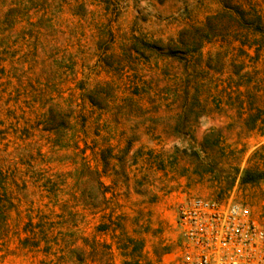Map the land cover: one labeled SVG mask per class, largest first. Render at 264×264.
Returning <instances> with one entry per match:
<instances>
[{"label":"rangeland","instance_id":"1","mask_svg":"<svg viewBox=\"0 0 264 264\" xmlns=\"http://www.w3.org/2000/svg\"><path fill=\"white\" fill-rule=\"evenodd\" d=\"M250 8L264 23V0H0V264H175L190 195L264 225ZM182 110L183 141L167 134ZM209 128L227 146H197Z\"/></svg>","mask_w":264,"mask_h":264},{"label":"built area","instance_id":"2","mask_svg":"<svg viewBox=\"0 0 264 264\" xmlns=\"http://www.w3.org/2000/svg\"><path fill=\"white\" fill-rule=\"evenodd\" d=\"M174 229L175 264H264V225L242 203L186 196Z\"/></svg>","mask_w":264,"mask_h":264},{"label":"trees","instance_id":"3","mask_svg":"<svg viewBox=\"0 0 264 264\" xmlns=\"http://www.w3.org/2000/svg\"><path fill=\"white\" fill-rule=\"evenodd\" d=\"M237 13L239 14V19L241 20V22L244 23V26L247 27L249 31L255 34V38H252L250 41L247 42V44H244L243 41H239V43L240 45H246L248 49L253 48L254 51L258 55V52L262 48H264V23L262 22V18L260 14L253 8H250L249 10L241 9V10H238ZM144 43L146 47L154 48V49L158 48L160 51H162L164 55H169V56L175 55V51H173L170 48H168V50L165 52L164 48L162 47L156 46L154 44H149L147 42H144ZM134 51L136 53H139L137 50H134ZM242 51H245V50H242ZM250 83H251L250 89L255 94V98H257L259 103H264V78L263 76L260 77L259 75H255L254 73L253 77L251 78ZM99 93L106 95V92L99 91ZM134 93L136 94V92ZM87 98L89 99L91 104L97 105L91 93L87 94ZM261 107L263 106H261V104H258L257 113H260V114L264 113L262 112L263 110H259V109H263ZM100 108L104 109L103 107H100ZM185 116L186 115L184 111L182 110V112H179V114H176L174 118L172 117L173 123L171 124V126L173 130L172 132L167 133L169 136L183 141L184 132L182 133L181 131H179V128L183 126H187V124L190 125V121H188V119H186ZM49 119H52V118L50 117ZM70 143H72L71 140H69V142H66V144H61V145L70 146ZM192 143L187 142V145L194 146ZM71 146H79L78 140L75 142V144H72ZM197 146H227V145L224 144L223 137L217 132L215 128H209L208 130H206L201 141L198 142ZM84 168L85 170L94 172L96 175H98V184L100 187H102V199L104 202L107 201L108 200V197H107L108 190L100 178L102 171L99 170L98 168L96 170L93 169V167H91L89 163H85ZM262 176H263L262 173L251 174L248 170H246L242 179L245 181H252ZM5 190L6 189L4 188L3 182L0 178V224L4 223V221L6 220V210L9 207L8 205L10 204L9 198H5V195H6ZM93 244L95 243L93 242ZM79 262L82 263L83 260H79Z\"/></svg>","mask_w":264,"mask_h":264},{"label":"crops","instance_id":"4","mask_svg":"<svg viewBox=\"0 0 264 264\" xmlns=\"http://www.w3.org/2000/svg\"><path fill=\"white\" fill-rule=\"evenodd\" d=\"M122 231H123V229H122ZM123 233H125V230L123 231ZM124 236H126V234H123ZM175 238H177V235H176V233H175ZM129 237V238H128ZM133 236H127V237H125V239L123 240V242L125 243V242H127V239H137V238H135V237H133ZM138 240H140V238H138ZM106 241V240H105ZM106 243H110V242H108V241H106ZM124 245V244H123Z\"/></svg>","mask_w":264,"mask_h":264}]
</instances>
